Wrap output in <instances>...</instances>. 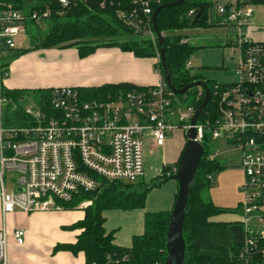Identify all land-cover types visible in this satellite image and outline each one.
Listing matches in <instances>:
<instances>
[{"label":"built area","instance_id":"2783aa9c","mask_svg":"<svg viewBox=\"0 0 264 264\" xmlns=\"http://www.w3.org/2000/svg\"><path fill=\"white\" fill-rule=\"evenodd\" d=\"M76 1L81 0H41L44 7L37 9L34 0H0V264H8L9 236L22 244L25 235L22 229L11 233L6 229L7 214L59 210L78 193L95 190L98 178L138 182L143 176L146 142L162 146L175 130L185 135L196 111L180 97L183 94L168 88L163 73L158 72L160 80L155 85L102 95L56 87L47 101L39 98L35 107H21L20 116L14 113L18 106L14 102L7 122L12 99L5 79L15 38L24 34L29 24L43 27L53 11L60 15ZM204 1L210 3L219 22L236 30L227 39L235 57L236 80L214 84L207 103L212 101V107L199 114L194 140L203 150L208 141L206 146L212 148L224 142L239 150L243 181L238 211L243 240L236 257L239 264H264V41L243 34L242 27L251 23L255 12L250 0ZM159 3L132 0V6L117 15L136 37L155 42L152 13ZM196 13L194 9L188 12ZM155 58L159 62L158 49ZM191 65L187 60L185 67ZM198 87L199 95L204 96V89ZM176 170L177 166L171 167L166 175ZM6 174L12 176L8 187ZM91 203L84 198L76 206ZM120 259L125 260L126 255L108 256L105 264H120Z\"/></svg>","mask_w":264,"mask_h":264},{"label":"trees","instance_id":"16d2710c","mask_svg":"<svg viewBox=\"0 0 264 264\" xmlns=\"http://www.w3.org/2000/svg\"><path fill=\"white\" fill-rule=\"evenodd\" d=\"M34 1V8L44 7L41 5V0ZM173 1L175 0H160V3L156 4L153 9ZM250 1L257 5L264 3V0ZM129 6H132V0H81L67 7L62 15H57L53 11L44 25L45 31L40 32L41 27L33 23L30 24L38 30L35 37L38 39L35 40V43L33 42L30 48L16 51L13 57L30 49L68 46H75L78 55L81 57L94 52L100 46H115L123 51L132 52L136 57H155L156 50H159L157 42L136 38L133 31L118 18V11L128 9ZM191 9H194L195 13L200 12L195 21L193 20L194 15L188 14ZM210 9V3L206 1L183 0L181 5L161 8L156 16L158 31L164 39V58L170 82L177 89L193 81L205 80L209 92L212 93L216 81L192 74L190 68L185 67L190 53L195 50V47L190 45L191 42L188 37L181 34H167L185 28L199 29L220 25L219 20L212 15ZM124 34L127 35L124 39L115 38L117 35ZM154 66L156 71L160 74L163 73L160 62H156ZM131 87L140 86L120 82L96 87L75 88L94 96ZM200 90L201 88L199 89L198 86L188 88L180 97L185 100L186 104L197 109L203 100V94L199 95ZM50 91L51 89H43L32 92L42 100L47 101ZM8 95L12 100L8 104L6 120L10 122L12 114H9V109L14 102L24 95V91L13 90L9 91ZM211 105L212 101L205 106L201 115L209 110ZM20 110L21 107L18 105L14 112L16 116H20ZM211 149V146L204 145L193 187L187 197L182 232L185 241L184 262L185 264H239L236 252L243 240L241 224L210 220V216L216 213L218 209L214 207L209 198L203 196L204 191L208 190L210 186V174L214 170L222 168L214 158L210 157ZM178 159L173 164H165L159 171L157 176L159 179L145 186L140 183V180L129 183L122 180L98 178L100 183L95 190L78 193L71 202L64 203L63 209H73L77 207L76 204L81 199L92 200L91 205L81 208L83 211L81 219L63 226L69 230H78L75 241L57 243L54 245L53 251L67 250L74 254L80 252L84 256L85 264H105L108 256L121 258L125 255L126 259H120V264H164L167 256L166 231L171 209L146 214L143 232L134 235L130 247L127 248L113 242L112 232L105 230V218L102 211L143 205L145 195L151 188L171 179V175H166V172L170 171L171 167L177 166ZM135 185L140 186V190H136ZM176 197L177 193L175 199Z\"/></svg>","mask_w":264,"mask_h":264},{"label":"rangeland","instance_id":"374dc122","mask_svg":"<svg viewBox=\"0 0 264 264\" xmlns=\"http://www.w3.org/2000/svg\"><path fill=\"white\" fill-rule=\"evenodd\" d=\"M204 1V0H203ZM212 15L215 17L214 9H211ZM254 15L251 23L242 27L245 37L253 41H264V3L255 4ZM62 15V14H61ZM217 15V12H216ZM218 16V15H217ZM220 25L210 26L205 28H185L179 31H174L171 34H181L188 37L190 45L195 47L194 52L190 53L188 61L191 62L190 72L207 80H214L218 83H231L236 80L234 73L235 57L232 54V48L227 44V39L233 37L236 32L220 21ZM45 26L41 27L40 32L45 31ZM38 30L32 25L26 27L24 34L15 38L16 48L8 56V63L12 62L17 56L13 57L16 51L30 48L35 43L36 33ZM117 35L116 39H124L127 35ZM135 36V35H134ZM136 37V36H135ZM138 38V37H136ZM101 47V46H100ZM35 49H30L32 51ZM37 50V49H36ZM26 51V52H28ZM23 52V53H26ZM157 52V50H156ZM151 67V62H144ZM8 77V75H7ZM26 79V78H24ZM39 97L33 92L25 93L16 104L20 107L28 108L35 107ZM187 102V101H186ZM173 135V134H172ZM169 135V136H172ZM184 134L181 133V137ZM209 143H206L208 145ZM216 147L212 148L210 157L214 158L220 165V170H214L210 174L211 181L208 190L203 193L204 198H209L212 204L218 211L210 216L213 222H242V215L238 211L242 198L240 187L243 181V170L240 166V152L234 146H227L224 142H218ZM164 147L159 146L152 150L148 144L144 147V170L140 183L145 186L150 182L156 181L159 171L164 166ZM169 164H173L171 160ZM12 176L6 174L4 177L5 186L8 187V182ZM127 182V181H123ZM140 186L135 185L136 190H140ZM177 182L174 179H169L162 182L159 186L151 188L143 200V205L131 208H114L105 209L102 215L105 218V230L112 232L113 242L123 246L130 247L132 237L141 234L144 230L145 215L158 211L170 210L173 206L174 199L177 193ZM92 201V200H91ZM59 210L33 211L23 212L16 210L7 214L4 219L6 229L14 231L22 229L26 234L35 232L39 240H59L65 233H78L77 229L68 230L55 223V213ZM67 212H79L83 216L81 208L63 209ZM51 221H54L53 223ZM2 225L1 209H0V227ZM10 232V231H9Z\"/></svg>","mask_w":264,"mask_h":264},{"label":"crops","instance_id":"0c3cea01","mask_svg":"<svg viewBox=\"0 0 264 264\" xmlns=\"http://www.w3.org/2000/svg\"><path fill=\"white\" fill-rule=\"evenodd\" d=\"M146 61L151 62V67L144 63ZM155 63V57H136L132 52L115 46L98 47L83 57L78 55L75 46L41 48L21 53L8 64L5 87L9 91H24V94L56 87H96L120 82L147 87L160 80ZM181 133L183 132L175 130L162 145L164 165L169 164V160L173 163L178 159L186 140L181 137ZM146 143L152 150L159 147L152 146L149 141ZM55 214V223L63 226L83 217L79 212H67L63 209ZM9 229L11 233L12 230ZM77 234L76 231L65 233L55 241L49 238L39 240L33 232L26 234L22 244L16 243L10 235L7 244L8 264H85L80 252L74 254L67 250L53 251L57 243L74 242Z\"/></svg>","mask_w":264,"mask_h":264},{"label":"water","instance_id":"95a60500","mask_svg":"<svg viewBox=\"0 0 264 264\" xmlns=\"http://www.w3.org/2000/svg\"><path fill=\"white\" fill-rule=\"evenodd\" d=\"M183 3V0H175L171 3L159 5L154 9L152 13V28L156 34V41L159 52V62L161 64L163 76L165 82L170 90L174 93L181 95L184 94L188 88L201 86L204 89V96L201 104L197 107L192 119L190 121V128L185 133V144L181 152V155L177 161V170L170 176L171 179L177 182V197L171 208L169 216L168 228L166 231V260L164 264H185L184 253H185V241L183 238V223L186 211L187 197L190 194L197 166L203 154V146L194 140L196 120L201 111L207 105L210 93L205 80H197L184 85L182 88H175L170 82L169 72L165 64V46L163 36L158 31L156 25V16L159 10L165 6H178ZM200 12L198 11L194 16V21L199 17Z\"/></svg>","mask_w":264,"mask_h":264},{"label":"bare ground","instance_id":"6f19581e","mask_svg":"<svg viewBox=\"0 0 264 264\" xmlns=\"http://www.w3.org/2000/svg\"><path fill=\"white\" fill-rule=\"evenodd\" d=\"M130 7V6H129ZM190 17V16H189ZM129 29V28H128ZM157 42V41H156Z\"/></svg>","mask_w":264,"mask_h":264}]
</instances>
